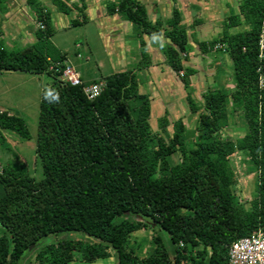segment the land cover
Instances as JSON below:
<instances>
[{"label":"trees","instance_id":"trees-1","mask_svg":"<svg viewBox=\"0 0 264 264\" xmlns=\"http://www.w3.org/2000/svg\"><path fill=\"white\" fill-rule=\"evenodd\" d=\"M76 2L71 6L51 0V5L65 16L77 11L81 21L72 20L71 25L80 26L87 23L86 5L85 0ZM172 2L164 24L149 21L137 0L107 1L105 11L138 31V69L151 64L142 36H162L170 42L163 49L165 62L183 85L189 112H200L192 140L181 120L172 125V135L167 134L166 111L158 123L160 133L152 132L151 100L139 92L133 71L91 82L104 83L93 100L84 96L82 86L62 83L61 72L54 69L57 64L62 68L66 54L52 43L51 11L39 0H27L36 24L42 26L34 30V40L13 49L0 40V74L51 78L39 102L34 150L41 179L22 163L0 166V264H19L46 238L63 235L66 238L35 252L37 264H71L76 255L94 264L111 254L115 264H228L233 242L258 229L264 232V48L259 45L264 0H242L217 39L199 42L191 35L202 54L223 51L233 67V90L201 93L202 107L192 94L190 79L196 71L185 66L188 35L176 0ZM7 12L8 0H0V14ZM242 23L247 30L229 32ZM238 111L246 132L235 140L222 138L230 115ZM2 131L30 140L25 121L6 111H0V145L8 149ZM235 153L256 172L253 199L244 204L234 193L230 158ZM173 155L179 157L174 165ZM148 227L154 247L141 258L127 243ZM73 233L83 239L67 236Z\"/></svg>","mask_w":264,"mask_h":264},{"label":"rangeland","instance_id":"rangeland-1","mask_svg":"<svg viewBox=\"0 0 264 264\" xmlns=\"http://www.w3.org/2000/svg\"><path fill=\"white\" fill-rule=\"evenodd\" d=\"M40 1L51 11L52 23L55 28V34L51 39L52 43L63 54H66L67 62L74 67L85 81L92 78L106 77L117 72L116 69L110 68L108 51L100 40L99 29L101 24L96 10L94 13L90 12V17L94 20L93 23L72 26V20L76 19L77 21H81V17L77 14V11L73 12L75 15L65 16L58 13L51 6L49 0ZM65 1L71 6L73 5L70 0ZM150 1L158 3V0ZM241 1L227 0L228 7L224 18L221 17L220 20H215L214 24L207 25L202 31L193 30L191 35H194L199 42H209L217 39L223 31V25L227 22V18L230 15L238 14V6ZM105 3L102 7L103 12L105 11ZM159 7L161 8L160 16L163 19H168L171 8L166 9V2L159 5ZM146 8L151 17V7L147 5ZM106 19L111 18L106 17ZM110 21L108 22L106 20L105 25L109 27ZM36 27L37 24L34 14L28 7L27 0H8V12L6 14H0V40L6 48H23L30 44L34 40L33 32ZM247 29L248 27L242 23L237 28L229 29V32L233 34L243 32ZM190 43L191 48H188L189 56L185 62V66L196 69L197 71V74L191 77L190 80L194 101L198 106L202 107L201 93L216 89H226L229 92L233 90V67L228 55L223 51H209L202 55L198 47L191 40ZM167 69L169 72L170 69ZM146 76L145 73L138 76L139 92L141 94H147L149 89L153 93L159 91V88H157V91L154 88H148L147 82L145 81ZM50 83L51 78L46 75L34 76L19 72H4L0 74V110L2 109L11 115L21 117L25 121L30 133V140L25 141L12 133L2 131L7 141L8 149L0 145V166L6 163L25 164L29 174L36 180L41 179L40 165L34 152L37 138L39 102L42 93L46 91ZM170 88L172 90L174 89L173 92L171 89L169 90L173 94L170 103H166V97L164 96L154 98L152 101L151 114L148 121L150 128L152 132L160 133L158 123L165 115V109H168L169 114L167 113V119L169 126L167 128V134L172 135V125L176 121L181 120L188 130V140H192L196 133L194 136L191 133H194L197 128L200 112L193 115L189 112L185 99L186 93L178 77H172ZM166 96L170 95L167 94ZM245 132L246 125L241 112L238 111L230 115L229 125L221 132V137L235 140L242 137ZM178 161L179 157L177 155L170 157V163L172 165ZM230 163L236 176V185L234 187L235 196L240 203H248L253 199L255 193L256 172L242 154H233L230 158ZM67 236L74 239H83L77 233ZM153 237L154 233L151 228L142 229L130 236L127 249L132 250L138 257H147L151 254L154 247L152 242ZM64 238H66V235L58 238H46L38 246L32 248L19 264H37L35 261V252L40 247L55 243ZM164 239L167 240V237L164 236ZM75 257V261L71 264H85L80 260L78 255ZM94 264H115V259L111 254L108 260Z\"/></svg>","mask_w":264,"mask_h":264},{"label":"crops","instance_id":"crops-1","mask_svg":"<svg viewBox=\"0 0 264 264\" xmlns=\"http://www.w3.org/2000/svg\"><path fill=\"white\" fill-rule=\"evenodd\" d=\"M49 1L51 3V0ZM107 1H115V0H91V1L85 0L86 9L84 11V14L87 17V23L85 24L93 23L94 20H92V18L90 17V12L94 13V11L96 10V14L98 15V19L101 24L99 29L100 32L99 36L105 49L108 51L110 68L116 69L117 72L115 73L133 71L136 73L138 82H139L138 76L145 73L147 75L145 81L147 82L148 88H154L156 91L157 88H159V91H157L156 93H153L149 89L147 94H145L150 97L151 100L150 106L154 98H158L160 96L166 97L165 98V100L167 101L166 103H170L171 98L173 97L172 92L174 90L170 88V82L172 80V77L173 78L177 77L176 74L172 72V70L166 64L163 55V49L166 46H168L170 42L162 36L155 38L142 36V39L146 45V51L149 56L151 64L147 69L145 68L138 69V64L140 61L138 31L130 23L122 20L119 16L117 15L108 16L106 14V11H104L105 12L104 14L102 7L104 6V3ZM137 1L142 3L145 6V8L147 5L151 7L152 16L151 17L149 16L147 8H146V12L149 21H151L152 23L159 20L164 24L167 20L170 19L172 9L174 7L172 0H163V1L158 0V3L150 0L149 1L137 0ZM222 1H224V3H222ZM40 2L42 3V1ZM70 2L73 5L77 4L76 0H70ZM165 2L167 3L166 9L171 8L170 17L168 19H163L160 16L161 8L159 7V5ZM42 4L45 6L44 3ZM175 5L181 13V26L185 27L186 29L188 35V45L191 48L190 35L193 32V30L202 31L207 25L214 24L215 20L217 19L220 20L221 17L224 18L226 16L228 2L227 0H176ZM73 12L76 11L74 10ZM73 12L71 14L75 15V13ZM77 14L80 16L78 12ZM106 17H110L111 19H106ZM106 20H108V22L112 20L110 21L111 23L109 24L110 25L109 27L105 25ZM188 56L189 54H187V58ZM167 68L170 69L169 72ZM194 70L196 71V69ZM81 79L84 83L89 84L93 81L99 80L100 78H92V79H88L87 81H85L84 78L82 77ZM170 89L172 92L169 91ZM167 94L170 96H166ZM0 111H4V110L1 109ZM165 111H167V113L169 114L168 109H165Z\"/></svg>","mask_w":264,"mask_h":264},{"label":"built area","instance_id":"built-area-1","mask_svg":"<svg viewBox=\"0 0 264 264\" xmlns=\"http://www.w3.org/2000/svg\"><path fill=\"white\" fill-rule=\"evenodd\" d=\"M37 27L42 28L40 24ZM260 50L264 48V34L260 36ZM221 48V47H219ZM61 69L51 67L50 70L61 72L59 80L72 87L82 86V92L88 100L99 96L104 88V83H91L84 85L80 74L70 65L67 60L62 64ZM228 264H264V232L258 229L249 236L233 242L228 249Z\"/></svg>","mask_w":264,"mask_h":264}]
</instances>
